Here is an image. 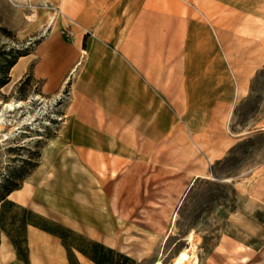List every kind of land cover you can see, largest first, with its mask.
Returning <instances> with one entry per match:
<instances>
[{
  "label": "rangeland",
  "instance_id": "obj_1",
  "mask_svg": "<svg viewBox=\"0 0 264 264\" xmlns=\"http://www.w3.org/2000/svg\"><path fill=\"white\" fill-rule=\"evenodd\" d=\"M184 1L187 44L202 62L194 85L187 78L181 94L162 95L157 74L153 109L136 112L137 127H115L131 142L103 137L84 158L80 143L61 139L73 77L42 93L31 64L0 87V176L25 159L26 169L39 162L10 198L136 264H168L192 242L198 264H264V0ZM48 3L0 0V57L35 49L50 30L42 18ZM69 200L101 201L104 228L80 225L61 204Z\"/></svg>",
  "mask_w": 264,
  "mask_h": 264
},
{
  "label": "crops",
  "instance_id": "obj_2",
  "mask_svg": "<svg viewBox=\"0 0 264 264\" xmlns=\"http://www.w3.org/2000/svg\"><path fill=\"white\" fill-rule=\"evenodd\" d=\"M48 1L42 18L50 30L35 49L18 58L11 79L21 77L32 64L34 77L41 80V92L50 93L73 77L75 100L61 139L80 143L82 157L100 143L113 142L115 136L131 142L129 136L123 140V134L115 135V127H137L132 121L136 112L153 109L148 99L153 96L151 80L157 74L162 95L181 94L187 78L194 85L202 62L193 53L194 45L187 44L184 0ZM68 20L74 21L72 38L61 31ZM106 117L114 121L107 122ZM27 236L29 261L25 262L18 258L9 237L1 235L0 264H70L58 235L29 224Z\"/></svg>",
  "mask_w": 264,
  "mask_h": 264
},
{
  "label": "trees",
  "instance_id": "obj_3",
  "mask_svg": "<svg viewBox=\"0 0 264 264\" xmlns=\"http://www.w3.org/2000/svg\"><path fill=\"white\" fill-rule=\"evenodd\" d=\"M22 49L11 54L3 50L0 57V87L11 79L10 69L18 58L28 53ZM31 159H25L17 168L10 169L0 176V243L2 233L6 234L15 247L19 259L29 261L28 225L38 226L58 235L67 250L70 264H79L76 260L75 249L91 259L94 264H136L133 256L117 250L97 239L88 237L59 222L53 221L32 208L10 198L11 192L19 189L23 180L31 173L39 162L32 163L26 169Z\"/></svg>",
  "mask_w": 264,
  "mask_h": 264
},
{
  "label": "bare ground",
  "instance_id": "obj_4",
  "mask_svg": "<svg viewBox=\"0 0 264 264\" xmlns=\"http://www.w3.org/2000/svg\"><path fill=\"white\" fill-rule=\"evenodd\" d=\"M20 102H21V100L16 101V102L7 101V102H3V104L6 105L8 108H13L16 105H20ZM91 192H93V191H91ZM95 196H96V194H95ZM68 197H69L68 195L67 196L65 195L63 198H65V200L68 201L67 200ZM94 199H96V198H94ZM120 199H121V195L119 193L117 200L119 201ZM69 202H70V200H69ZM69 202L67 204V202L64 201L61 204L62 205L65 204L66 205L67 210L66 209L65 210L68 213H70L72 215L73 219H75V221L79 222L80 225L88 227V228L92 229L95 232H100V230H102L104 228V225H102V224L107 221V213L108 212H106V210H104V209H101V206H102L100 204L101 201L100 202L98 201L97 203L90 202L91 204H81V206L74 205L73 203H71V202L69 203ZM114 236H116V235H114ZM109 238H111V237H109ZM154 264H163V262H162L161 259H158L156 261V263H154ZM168 264H198V256H197V254L195 252V244L192 242L190 247L180 250L175 255L173 260L170 263H168Z\"/></svg>",
  "mask_w": 264,
  "mask_h": 264
},
{
  "label": "built area",
  "instance_id": "obj_5",
  "mask_svg": "<svg viewBox=\"0 0 264 264\" xmlns=\"http://www.w3.org/2000/svg\"><path fill=\"white\" fill-rule=\"evenodd\" d=\"M62 33L64 36L67 38H72L75 34L74 32V21L73 20H68L66 25L62 28Z\"/></svg>",
  "mask_w": 264,
  "mask_h": 264
}]
</instances>
